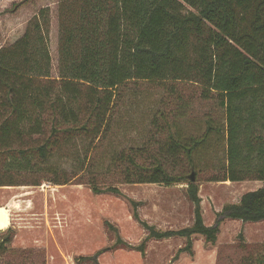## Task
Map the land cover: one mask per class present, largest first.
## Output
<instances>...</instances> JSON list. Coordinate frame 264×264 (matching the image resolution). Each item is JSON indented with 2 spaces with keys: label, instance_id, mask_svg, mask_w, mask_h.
<instances>
[{
  "label": "trees",
  "instance_id": "trees-1",
  "mask_svg": "<svg viewBox=\"0 0 264 264\" xmlns=\"http://www.w3.org/2000/svg\"><path fill=\"white\" fill-rule=\"evenodd\" d=\"M57 1V78L49 74L47 16L41 20L35 14L21 36L0 47L1 185L16 184L10 171L31 170L16 169L19 161L45 160L75 149L78 140L86 142L85 152L100 147L119 90L129 80L195 82L201 97L217 99L225 110L227 169L214 180L264 181V0ZM164 120L169 129L170 121ZM166 131L160 156L154 153L156 160L148 164L124 150L112 157L122 166L124 182L187 184L192 223L159 230L143 222L148 237H185L179 249L185 250L192 234L214 243L223 218L264 220L263 185L224 203L206 225L197 183L186 173L168 171L162 161L177 154L192 160L207 132L182 137ZM134 150L143 154L139 147ZM50 180L63 184L69 178ZM30 183L39 184V179ZM89 183L94 192L100 190L94 179Z\"/></svg>",
  "mask_w": 264,
  "mask_h": 264
},
{
  "label": "rangeland",
  "instance_id": "rangeland-1",
  "mask_svg": "<svg viewBox=\"0 0 264 264\" xmlns=\"http://www.w3.org/2000/svg\"><path fill=\"white\" fill-rule=\"evenodd\" d=\"M57 5V0H0V47L21 36L35 14L41 20L47 16L52 78L58 77ZM119 91L100 147L89 146L85 152L86 142L78 140L75 149L45 160L19 161L16 169L31 170H12L16 184H0V204L7 206L10 217L0 230V264H258L264 258V220L223 218L214 243L192 234L185 250H179L185 237H148L143 222L159 230L192 223L187 184L124 182L121 164L112 161L114 153L124 150L134 153L136 161L150 163L154 153L160 156L166 130L182 137L207 132L192 160L181 154L160 159L173 174H193L203 222L212 224L224 203L264 185L253 179L214 180L227 169L225 110L218 100L201 97V88L186 80H129ZM136 147L143 150L141 156ZM57 175L69 180L55 184L50 179ZM35 178L39 184L30 183ZM92 179L98 192L90 186Z\"/></svg>",
  "mask_w": 264,
  "mask_h": 264
},
{
  "label": "bare ground",
  "instance_id": "bare-ground-1",
  "mask_svg": "<svg viewBox=\"0 0 264 264\" xmlns=\"http://www.w3.org/2000/svg\"><path fill=\"white\" fill-rule=\"evenodd\" d=\"M9 209L5 205L0 204V230L7 227L9 223Z\"/></svg>",
  "mask_w": 264,
  "mask_h": 264
},
{
  "label": "water",
  "instance_id": "water-1",
  "mask_svg": "<svg viewBox=\"0 0 264 264\" xmlns=\"http://www.w3.org/2000/svg\"><path fill=\"white\" fill-rule=\"evenodd\" d=\"M189 179H190V181L194 182V177H193L192 173L189 174Z\"/></svg>",
  "mask_w": 264,
  "mask_h": 264
}]
</instances>
